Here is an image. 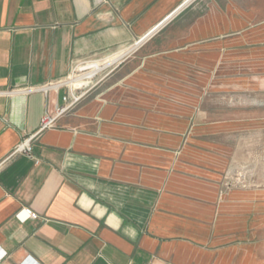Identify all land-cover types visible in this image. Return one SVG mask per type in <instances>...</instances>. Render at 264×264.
I'll return each instance as SVG.
<instances>
[{
    "label": "crops",
    "instance_id": "0c3cea01",
    "mask_svg": "<svg viewBox=\"0 0 264 264\" xmlns=\"http://www.w3.org/2000/svg\"><path fill=\"white\" fill-rule=\"evenodd\" d=\"M128 48L12 155L70 87L12 90ZM262 92L264 17L238 0H0V264H264V188L233 177L263 120L231 102Z\"/></svg>",
    "mask_w": 264,
    "mask_h": 264
},
{
    "label": "rangeland",
    "instance_id": "374dc122",
    "mask_svg": "<svg viewBox=\"0 0 264 264\" xmlns=\"http://www.w3.org/2000/svg\"><path fill=\"white\" fill-rule=\"evenodd\" d=\"M242 5L255 8L264 17V0H238ZM232 104L239 102L247 105L241 109V116L246 115L249 121L263 120V123L249 125L248 130L242 133L237 142L233 177L247 183L252 187L264 188V92L257 94H244L239 101L232 99ZM238 110H232L233 115Z\"/></svg>",
    "mask_w": 264,
    "mask_h": 264
},
{
    "label": "built area",
    "instance_id": "2783aa9c",
    "mask_svg": "<svg viewBox=\"0 0 264 264\" xmlns=\"http://www.w3.org/2000/svg\"><path fill=\"white\" fill-rule=\"evenodd\" d=\"M142 41L143 40L140 39L137 42V45L141 43ZM106 64H107V60L88 61V62L81 64L77 68V70L73 72V74L70 75L65 80L51 82L43 86H29L26 88H19V89L12 90V92L17 91V90H22L25 92H32L34 90H44L47 93L49 90L54 89V88H59L61 86L70 87L69 93L63 96L64 103L57 106V108L53 112L46 111L41 118L38 130L35 133L23 138L19 142V144L16 146L12 155L18 154V153H25L31 157H34L33 145H32L33 141L43 132L56 127L59 119L63 117L65 114H67L68 112H70L82 100V98L86 95V91L82 90L81 88L90 84L93 78H95L103 69L111 65V64L109 65H106ZM100 66L101 68L96 70L93 75L91 76L88 75V73L92 72L95 68H98ZM36 162H38L37 159H36ZM25 212H26V217H23V219L25 220L33 215V212L30 209H26ZM5 256H6L5 252H0V260L5 258Z\"/></svg>",
    "mask_w": 264,
    "mask_h": 264
},
{
    "label": "bare ground",
    "instance_id": "6f19581e",
    "mask_svg": "<svg viewBox=\"0 0 264 264\" xmlns=\"http://www.w3.org/2000/svg\"><path fill=\"white\" fill-rule=\"evenodd\" d=\"M132 48H128V50H126V51H121V52H119V53H117L116 55H114L113 57H110V58H108L107 59V64L106 65H109V64H112V63H114L115 61H117L118 59H120L121 57H123L127 52H129L130 50H131ZM99 68H101V66L100 67H98V68H96V69H99ZM90 76V75H89Z\"/></svg>",
    "mask_w": 264,
    "mask_h": 264
},
{
    "label": "water",
    "instance_id": "95a60500",
    "mask_svg": "<svg viewBox=\"0 0 264 264\" xmlns=\"http://www.w3.org/2000/svg\"><path fill=\"white\" fill-rule=\"evenodd\" d=\"M180 7H182V6H180ZM169 17H170V15L166 19H168ZM162 23H163V21L160 24H158L153 30H151L146 36H144L143 38H141V40H144L146 37H148V35H150L152 32H154L156 29H158L160 27V25H162Z\"/></svg>",
    "mask_w": 264,
    "mask_h": 264
}]
</instances>
